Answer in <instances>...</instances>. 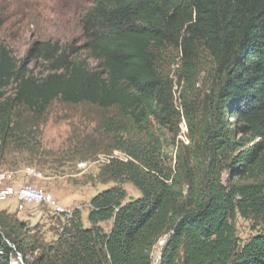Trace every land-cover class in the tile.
<instances>
[{"label":"trees","instance_id":"16d2710c","mask_svg":"<svg viewBox=\"0 0 264 264\" xmlns=\"http://www.w3.org/2000/svg\"><path fill=\"white\" fill-rule=\"evenodd\" d=\"M80 22L97 68L74 58L75 47L38 42L32 53L49 65L39 78L0 44V145L34 151L37 123L15 111L40 119L60 99L116 112L102 122L110 143L78 140L81 158L119 149L127 159L102 165L98 180L116 184L92 197L90 225L76 208L54 241L0 209V264L18 253L27 264H155L161 240L158 264H264V0H96ZM170 47L183 53L187 88L201 50L216 64L218 88L202 99L181 90L182 113L176 83L158 69ZM182 119L188 143L177 139ZM127 182L139 196L131 199ZM238 214L256 228L243 243Z\"/></svg>","mask_w":264,"mask_h":264},{"label":"rangeland","instance_id":"374dc122","mask_svg":"<svg viewBox=\"0 0 264 264\" xmlns=\"http://www.w3.org/2000/svg\"><path fill=\"white\" fill-rule=\"evenodd\" d=\"M95 2L96 0H0V15L3 19L0 44L6 45L18 62L25 60L28 69L39 78L48 73L49 65L32 53L38 42H56L69 49L75 47L77 50L72 53L74 58L86 60L91 68H97L98 61L84 48L86 36L80 22L83 13ZM182 57L181 49L170 47L161 51L158 58L159 71L176 83L175 106L181 113L184 110L183 102L179 98L181 90L187 96L192 92L202 99L219 86L215 60L205 50L200 51L197 59L193 88H187L184 81L179 85V80L186 71ZM15 87V83L8 86L5 90L6 96L13 95ZM114 114L116 112L112 109L100 110L91 104H73L60 99L54 101L40 119L28 108H18L15 111V119L25 123H37L30 127L29 131H34L39 142H35V150L32 152L19 145L5 148L0 145V173L15 171L14 183L39 186L51 193L65 208L71 211L79 208L85 225L89 226L88 212L92 197L116 184L114 181L104 183L98 180L102 165L111 156L127 159V155L119 149H114L111 156L99 151L81 158L79 150L75 147L78 140L86 136L95 138V143H110L106 136L102 135V122L105 116ZM229 119L232 125L236 123L234 118ZM179 127L177 139L188 143L187 122L182 119ZM175 146L171 143L170 148L175 149ZM124 187L130 195H140V191L132 183L127 182ZM5 208L34 227L36 230L33 233L43 236L47 241L56 239L60 225L66 221L64 214H57L46 205H30L20 212L13 198L0 199V209ZM234 223L242 243L256 233L255 224L251 219L238 214ZM112 224L113 221L102 223L107 231L111 229ZM161 242L155 249V264H158ZM13 262L21 264L17 257L13 258Z\"/></svg>","mask_w":264,"mask_h":264},{"label":"built area","instance_id":"2783aa9c","mask_svg":"<svg viewBox=\"0 0 264 264\" xmlns=\"http://www.w3.org/2000/svg\"><path fill=\"white\" fill-rule=\"evenodd\" d=\"M15 178V171L0 173V199H15L18 211L22 212L30 205H46L57 214H72L70 209L65 208L45 189L32 184L14 183Z\"/></svg>","mask_w":264,"mask_h":264},{"label":"water","instance_id":"95a60500","mask_svg":"<svg viewBox=\"0 0 264 264\" xmlns=\"http://www.w3.org/2000/svg\"><path fill=\"white\" fill-rule=\"evenodd\" d=\"M135 196H131V199H133ZM7 240V242L9 243V244H11L10 243V241L8 240V239H6ZM12 246H14L13 244H11ZM159 258H160V255L158 256V258H157V260H159ZM17 259H18V262L19 263H21V264H27L25 261H24V258H23V256L20 254V253H18V257H17Z\"/></svg>","mask_w":264,"mask_h":264},{"label":"bare ground","instance_id":"6f19581e","mask_svg":"<svg viewBox=\"0 0 264 264\" xmlns=\"http://www.w3.org/2000/svg\"><path fill=\"white\" fill-rule=\"evenodd\" d=\"M161 242V241H160ZM164 243V240H162V242H161V244H163ZM158 262V261H157ZM14 263V262H13ZM16 263V262H15ZM17 264V263H16Z\"/></svg>","mask_w":264,"mask_h":264},{"label":"crops","instance_id":"0c3cea01","mask_svg":"<svg viewBox=\"0 0 264 264\" xmlns=\"http://www.w3.org/2000/svg\"><path fill=\"white\" fill-rule=\"evenodd\" d=\"M20 184V183H19ZM14 201H15V199H14ZM15 203H16V201H15ZM6 209V208H5Z\"/></svg>","mask_w":264,"mask_h":264}]
</instances>
